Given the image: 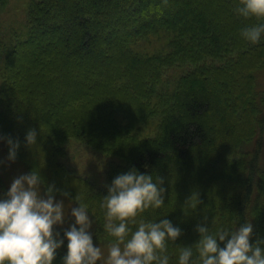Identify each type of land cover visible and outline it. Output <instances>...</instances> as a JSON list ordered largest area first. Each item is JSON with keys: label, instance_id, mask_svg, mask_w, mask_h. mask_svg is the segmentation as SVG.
I'll return each mask as SVG.
<instances>
[{"label": "trees", "instance_id": "obj_1", "mask_svg": "<svg viewBox=\"0 0 264 264\" xmlns=\"http://www.w3.org/2000/svg\"><path fill=\"white\" fill-rule=\"evenodd\" d=\"M9 1L0 0V9ZM238 3L26 0L22 29L14 30L8 44L0 41L6 46L0 137L19 140L15 161L28 174L38 172L43 193L55 185L56 198L77 206L81 197L93 217V243L112 242L100 205L112 181L132 169L154 182L164 179V206L142 218L168 219L181 229L169 242V264H178V247L198 242L196 226L205 222L213 232L250 222V244L264 241V90H257L256 75L264 70V34L257 44L240 35L264 20L239 16ZM179 69L170 83L169 73ZM29 129L37 132L32 146L25 140ZM0 140L8 156L6 139ZM69 141L119 159L108 166L107 187L94 190L78 182L60 163ZM8 191L0 180V200ZM193 195L197 207L185 209ZM54 231L64 243L52 263L64 264L65 230L55 225ZM225 243L218 241L220 247Z\"/></svg>", "mask_w": 264, "mask_h": 264}, {"label": "clouds", "instance_id": "obj_2", "mask_svg": "<svg viewBox=\"0 0 264 264\" xmlns=\"http://www.w3.org/2000/svg\"><path fill=\"white\" fill-rule=\"evenodd\" d=\"M166 2V0H165ZM235 12L245 18L264 20V0H239ZM264 23H256L241 30L240 35L251 44L261 41ZM37 132L29 129L25 140L28 146L36 144ZM6 139L9 161H15L19 140ZM42 179L38 172L20 175L11 183L7 199L0 200V264H52L55 252L64 243L55 225L64 223L63 200L56 201L55 185L41 194ZM164 179L138 173L135 169L118 175L108 186V195L100 205L104 210V232L112 242L104 257L101 247L93 245L89 229L93 221L87 207L76 196L78 207L71 209L75 223L65 230L67 255L64 264H169V242L182 235L179 227L164 219L159 223L145 220L142 214L148 209L164 206L166 189ZM64 197L70 193L61 192ZM196 195L185 202V209H195ZM206 221V218H205ZM77 225L79 227H77ZM130 225L135 226L133 230ZM200 236L191 247H178V264H264V241L250 244L253 226L244 223L238 229L218 228L215 232L205 223L195 229ZM230 237V238H229ZM219 242H225L220 247ZM195 253V255H194Z\"/></svg>", "mask_w": 264, "mask_h": 264}, {"label": "rangeland", "instance_id": "obj_3", "mask_svg": "<svg viewBox=\"0 0 264 264\" xmlns=\"http://www.w3.org/2000/svg\"><path fill=\"white\" fill-rule=\"evenodd\" d=\"M24 5L25 7H27L26 0L25 2H22V0H10L4 8L0 9V41L2 42L3 45L8 44V42L10 41L9 37L14 33V30L22 29L24 23V15H25ZM150 44L155 45L156 43L152 41ZM156 46H158L159 48L160 44L157 43ZM5 47L6 46L0 47V59L2 56V51L5 49ZM180 70L181 69L174 71L172 75H170L172 72L169 73V76L167 75L168 76L167 79L170 83L172 81V78L174 77L173 75H177L180 72ZM256 75L258 80L257 90L262 91L264 90V70L257 72ZM222 82L223 81L217 82V84L218 87L221 88L222 92H225L226 89L224 88L226 87L220 86ZM210 89H212V87H210ZM226 114L227 112L224 111L223 116H225ZM15 120L16 119L12 116L11 122L14 123ZM231 123L234 124V121L232 119H231ZM252 146L253 144L251 143L247 145L246 149L251 150ZM228 147H230V145ZM7 158L8 156L5 154V151L3 150L0 142V180L4 182L5 186L9 190L11 183L15 178L19 177L20 175H25L28 173L20 163L16 161L14 162L9 161ZM229 161L230 159L228 158V156L224 158V163L227 164L229 163ZM60 163L63 164L65 167H67V169L71 170L74 178L78 182H81L82 184L87 185L91 188L93 187L92 189L94 190H98L108 186L107 177H106L108 166L110 163H119V159L116 157H107L105 155H102L101 153L94 152L84 143L77 141H69V143H67L64 146V154L63 157L60 159ZM259 168L261 171L264 172V132L262 133V147L260 152ZM216 169H218V166L216 167ZM219 186H223V182L222 183L220 182ZM40 189H41V194L43 195L44 193L41 186ZM55 199L56 201L63 200L64 203V212H65L64 223L58 226H61L64 230H68L71 227V225L75 223V218L71 215V209L73 207H78V206L74 202L70 201L68 198L55 197ZM143 215L144 214H142V217ZM89 218L90 220L93 221L91 212H89ZM93 226H94V221L89 231L92 230ZM77 227L79 226L77 225ZM110 243L111 242L93 243V245L95 247H101L104 257L106 258L107 249ZM170 261H171V257H170ZM98 263L103 264V261L101 262L98 261Z\"/></svg>", "mask_w": 264, "mask_h": 264}]
</instances>
